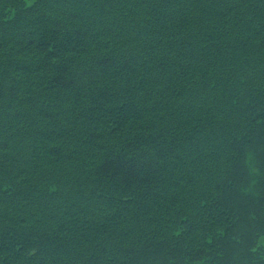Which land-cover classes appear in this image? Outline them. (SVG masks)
Returning <instances> with one entry per match:
<instances>
[{
	"label": "trees",
	"instance_id": "16d2710c",
	"mask_svg": "<svg viewBox=\"0 0 264 264\" xmlns=\"http://www.w3.org/2000/svg\"><path fill=\"white\" fill-rule=\"evenodd\" d=\"M262 237L264 0H0V264H264Z\"/></svg>",
	"mask_w": 264,
	"mask_h": 264
},
{
	"label": "rangeland",
	"instance_id": "374dc122",
	"mask_svg": "<svg viewBox=\"0 0 264 264\" xmlns=\"http://www.w3.org/2000/svg\"><path fill=\"white\" fill-rule=\"evenodd\" d=\"M221 89V88H220ZM249 171H250V169H249ZM250 173H251V171H250ZM260 243L264 246V237H262L261 239H260Z\"/></svg>",
	"mask_w": 264,
	"mask_h": 264
}]
</instances>
